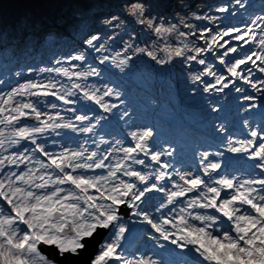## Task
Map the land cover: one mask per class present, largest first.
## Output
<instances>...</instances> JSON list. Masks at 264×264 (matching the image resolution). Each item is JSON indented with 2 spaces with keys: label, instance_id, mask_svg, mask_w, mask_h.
<instances>
[{
  "label": "snow or ice",
  "instance_id": "snow-or-ice-1",
  "mask_svg": "<svg viewBox=\"0 0 264 264\" xmlns=\"http://www.w3.org/2000/svg\"><path fill=\"white\" fill-rule=\"evenodd\" d=\"M124 8L128 17L158 38L174 32H178L180 37L192 35L194 38H204L205 33L211 34L213 31L204 28L197 37L196 32L179 31L175 24L165 27L146 14L140 0H126ZM218 11L225 12L227 9L222 7ZM207 19L211 22L214 18ZM102 23L107 27L119 28L123 21L119 16L111 15ZM181 23L184 24L183 21ZM19 24L23 28L27 22L20 21ZM261 25H264V16L257 17L244 30L230 27L216 32L211 40L205 39L206 48H190L187 44L175 47L166 43L159 50L166 53L167 60L154 54L153 46L147 45V42L145 47L127 43L122 53L101 55L99 64L110 63L124 72L133 55L143 54L159 65L166 64L174 57H184L186 62L206 65V60L198 57L204 52L222 48L223 54L217 58L221 65H225L228 75H217L211 66L206 65L203 71L192 76V83L202 84V91L209 93L223 92L235 80H242L260 91L264 89V80L254 82V78L250 77L253 69L264 73V38L257 41L256 33L257 28L264 33ZM184 27L189 25L184 24ZM225 37L242 41L243 44L257 41L261 51H252L243 58L229 62L226 57L229 53H237L238 48L233 47ZM112 39V36L108 37V40ZM100 40L98 34H92L83 40V44L98 54L106 53V43ZM85 60V53L79 52L66 58L65 62L70 67L40 70L67 78L70 82L67 87L53 79L47 83L29 80L0 97L3 100L0 105V149L7 151L22 141L34 145L31 150L25 148L8 156L0 155V169L5 166H26V171L0 174V264H57L55 259L42 253L41 245L54 248L61 258L78 255L87 247L88 241L101 231L107 235L99 244L98 254L91 264H159L151 256L124 255L121 242L128 231L124 216L129 214L124 209H128L132 216L139 217L151 232L158 234V239L169 241L182 251L193 254V258L182 261V264H264V135L251 129L248 132L250 139L227 141V151L247 153L250 159L256 161L254 167L262 174L245 178L221 174V163L211 159L212 156H223L221 151H203L196 172L170 170L171 163L164 162L162 157H171L174 149L169 146L154 150L150 144L154 132L148 127L130 131L128 135L132 143L129 146L117 140L109 150L101 151L100 144L107 142L91 140L95 146V150H92L86 147L90 139L88 134L95 135V129L107 117L75 114L76 109L69 107L66 111L73 113V116L65 120L59 111L53 115L37 107L39 98L47 97H54L63 105H73L77 103V99L73 98H78L86 104L98 106L104 113H112L120 107L124 101L118 89L107 84L98 86L86 83L90 77L101 76L98 68L89 65L84 71L75 70L82 67ZM76 61L81 64H76ZM249 64L252 67L249 68ZM28 71L32 72L33 69L29 68ZM245 71L247 74H243ZM208 76L213 77L215 83L202 79ZM235 91L241 92L242 89L235 88ZM16 97H36L38 100L37 103L17 102ZM47 107L57 109L58 105L49 103ZM211 110L216 111L215 108ZM128 116L129 112L124 111L120 119ZM29 118L37 125L19 126L22 120ZM6 129L10 131L6 133ZM60 129L84 134L87 138L76 149L65 147L59 154L48 152L38 143V136L46 133L59 135ZM217 131L223 132V125ZM35 154L44 159H37ZM113 159V163H106ZM134 165L148 171L137 170ZM97 169L106 170V175H87ZM152 193L162 194L155 208V212L160 214L159 218L141 208ZM165 210L169 215H165ZM208 210L219 215L207 214ZM221 218L230 222L231 227L227 230L216 228Z\"/></svg>",
  "mask_w": 264,
  "mask_h": 264
},
{
  "label": "rangeland",
  "instance_id": "rangeland-1",
  "mask_svg": "<svg viewBox=\"0 0 264 264\" xmlns=\"http://www.w3.org/2000/svg\"><path fill=\"white\" fill-rule=\"evenodd\" d=\"M168 3L171 4V13L169 15L165 14V12L168 10L166 9V6H168ZM189 4V5H188ZM212 4H217L216 7H213ZM177 5H184L182 8H178ZM190 5L194 8H191ZM230 6L229 0H166L165 4L163 3V6L161 9H158V14L154 15L151 17L156 23L160 24L163 23L165 27L170 26V25H177L179 31L185 32V33H191L195 30H198L196 33L197 37H199L200 31L203 30L204 28H201V25H197L194 28L190 27H184V24L189 25L190 19H192L191 15H187L186 13H194L195 9H198L197 11H205L204 16L209 17V18H214V19H219V22L221 24L218 25V23H214L212 25H208L206 28H210L213 31L211 34L205 33L204 38H194L192 35H187L186 37H180L178 32H174L171 34L164 35L162 38L156 37L150 30H148L146 27L141 25L139 32V35H136V40L133 43L136 47H145L146 42L147 45H151L152 50L154 51V54H156L158 57L161 59L167 60V55L165 52L160 51L159 49L164 48V45L166 43L171 44L175 47H180L182 44H187L190 48L192 47H203L206 48L207 45L205 43V39L211 40L212 35H215L216 32H221L227 28H230L225 25L224 18L228 15V9L227 7ZM92 4H88L87 8L90 9L88 17L86 19L80 18V17H74L72 19H68L64 24H62V27H65L66 29L70 28L69 32L75 30L79 31L82 27H94L95 25H92V23H89L88 19L94 18L95 20L99 17L97 15V11L100 10L97 9L98 6L95 8H91ZM226 8L227 12H220L218 11L219 8ZM168 8V7H167ZM148 11L146 10V14H149V7H147ZM194 9V10H193ZM256 11V10H253ZM263 13V12H262ZM261 12L257 13L256 18L260 16H264ZM196 19V17H193ZM213 19V20H214ZM198 23L201 21L200 19H196ZM212 20V19H211ZM86 21H88L86 23ZM181 21L184 22V24L181 23ZM99 22V21H98ZM100 23V22H99ZM193 25V24H191ZM105 26V25H103ZM190 26V25H189ZM107 27V26H105ZM139 30V31H140ZM123 32H127L124 30ZM260 32V31H258ZM64 34V33H63ZM79 35H82V33H78ZM65 35V34H64ZM63 35V36H64ZM146 37V40L142 38V36ZM28 37V36H26ZM88 36H83L80 39L81 44L80 45H75L71 44V49L67 53H61L58 52V56L55 57L50 63V65H46L42 63L41 61H35V60H30L28 64H24L27 66L26 68H23V65L20 64V66L23 68V70L20 72L21 75L20 79L22 78L23 81L20 83L13 82L9 86H6V90L3 94L0 95V97H3L6 95L8 92L11 91L12 88L18 87L20 84L25 83L29 80L38 82V83H47L49 79L57 80L61 84H63L65 87L69 86L70 82L67 78L62 77V76H57L55 73H49L47 71L41 72V69H48V68H54L58 66H63V67H70L69 63H66L65 60L67 57L75 55L79 52H84L86 57H92L93 60L89 63L83 62V66L75 69V70H80L84 71L86 68L90 65L92 67L98 68V70L101 72L100 77H90L86 83L90 85H103L107 84L110 87H114L118 89L121 93V99L124 101L122 105H120L119 108L114 109L112 113H104L101 109L98 108L96 105L92 104H86L84 101L79 100L78 98H73L77 99V103L73 105H63L60 101H51V100H46L45 98H39V103H37V100H35L36 97H16L15 101L20 102H28L31 101L33 103H37V107L40 108L41 111L47 112L50 114H55L57 111L66 110L67 108L71 107L76 110H86L88 111L87 114L89 116L93 115H103L107 117L106 119L110 117H119L120 119V114L124 111L129 112V116L125 117L124 119H120L124 124L128 127L129 131H135L137 129H142L145 127L150 128L151 124H155V127L152 129L155 131V133L158 135L159 140H161L160 134L170 132V128L174 123H183V119H185L187 122H190V120H193L194 118L192 116L197 115V119L200 116L206 117L208 114V110H211L212 108H218L220 105L219 100L221 98L219 92H209L205 93L202 91L203 85L202 84H194L192 83V76L199 74L201 71L204 70L206 65H199L195 62H186L184 57H174L172 60L167 62L166 64L159 65L156 62L152 61L149 57L139 54V55H133V53H129V55H133V59L129 63V67L125 69L124 72H120L118 69L113 67L110 63H105L103 65L99 64V59L101 55H116L118 52H123V39L121 42L117 41V35L114 36L112 40L109 41H102L100 40L101 43H106V47L108 48V51L106 53H96L90 49H86V45L83 44V40L87 38ZM224 39L229 40V43L234 46L236 43V40L230 39L229 37H225ZM71 42V41H70ZM56 45V43H55ZM53 45V47H55ZM227 47V45L225 46ZM224 49L222 48H216L213 50V52H204L200 57L198 58H213L215 56V60L207 66H211L212 70L216 72L217 75H225L227 76L228 73L226 71L225 65H221L219 63V60L217 56L219 54H223ZM195 54V53H191ZM213 55V56H212ZM230 55V53H229ZM226 57V60L231 62L230 56ZM48 59H52L48 55ZM57 61H60V64H57ZM209 61V60H206ZM210 62V61H209ZM76 64H81V62L76 61ZM178 67V68H177ZM32 68L33 71L29 72L28 69ZM176 71V77L174 76V72ZM202 79L215 83V80L213 77L208 76V77H203ZM162 80V83L160 84ZM180 80V84H179ZM256 80L254 79V82ZM79 83H85V81H77ZM160 84V85H159ZM160 87H159V86ZM132 87V91L129 90L128 87ZM146 88L147 92L143 93L139 88ZM159 87V88H158ZM165 89H169V92L167 94L160 93L161 97H158L155 93L159 90L160 92H164ZM193 89H196L193 91ZM225 90V89H224ZM225 94V93H224ZM260 97L264 99V89L262 93H259ZM196 97V98H194ZM194 98V99H193ZM55 99V98H54ZM109 99V98H106ZM183 99H191L197 102L203 103L202 108L198 109L196 112L192 113L190 116L183 117L181 110V103L180 101ZM262 99L259 100L258 97L253 98L254 102L252 101L249 106L245 107L244 110L239 114V118L248 120V125L244 126L243 124V129L242 133L236 138L231 139L233 141L235 140H241V139H249L248 132L251 130V119H252V113L255 109V106L257 103L262 101ZM252 100V99H251ZM3 100L0 99V105H2ZM49 103H56L58 105L57 109H51L47 107ZM118 103V102H117ZM14 106V105H13ZM89 108L93 110L92 112H89ZM7 114V113H5ZM63 117H65V120L71 118L67 114H62L60 113ZM80 114V113H78ZM109 115V116H108ZM104 119V120H106ZM103 121V120H102ZM101 121V122H102ZM21 126V125H19ZM62 130H68V129H60L58 130L59 132ZM6 133L10 131V129L5 130ZM55 133L51 134H45L43 136H38L39 143H41L45 149L50 152V153H56L59 154L63 148L67 147L70 149H76L81 143L75 144V143H68L63 146H61L60 150H55L51 144H44L42 139L45 136H49ZM96 139V138H95ZM117 140H120L123 142L124 146H129L131 142V138L128 135L126 139H113V143H115ZM97 141V140H95ZM125 142H128V145L125 144ZM84 143V142H83ZM226 145L227 142L223 146L216 147L214 149H205V148H200L199 153L201 154L203 151H208L210 153L216 152V151H221L226 153ZM86 147H89L92 150L94 149V145L89 141V143L86 145ZM162 148H167V143H161L154 147V150H161ZM200 154L198 157V161H194L193 164H189L186 168L183 169V171H188L191 170L193 172H196V170L199 168V158ZM2 155L8 156L11 155L9 152V149L7 151H3ZM222 156H212L211 159L213 161H218L219 158ZM40 159H44L41 157ZM162 160L166 162V157H162ZM113 160H110L109 163H113ZM31 165H29L30 167ZM135 167V165L133 166ZM26 171V168L23 170ZM101 175H106V174H101ZM122 179H126L125 177H121ZM170 186V185H169ZM130 213V212H129ZM151 215L154 216L153 212H150ZM95 257V256H94ZM93 257V259H94Z\"/></svg>",
  "mask_w": 264,
  "mask_h": 264
},
{
  "label": "trees",
  "instance_id": "trees-1",
  "mask_svg": "<svg viewBox=\"0 0 264 264\" xmlns=\"http://www.w3.org/2000/svg\"><path fill=\"white\" fill-rule=\"evenodd\" d=\"M125 2L126 0H0V43L19 42L18 38H23V32L36 34L38 21L48 25L46 27L52 28L51 30L46 28L47 31L50 30L46 36L49 35L52 40L64 37L63 31L55 28L52 22H61L64 17H81L85 19L90 11L87 5L92 4L91 8L96 6H98L97 9L100 8L97 11L99 17L95 22L98 25L95 29L83 28V32L88 35L98 34L104 42L109 41V36L114 38L118 33L126 30L123 39L125 48L127 43L135 42V35L141 27L133 18L127 16V9L124 8ZM140 2L144 4L145 10H148L147 7L151 8L149 9V15L152 17L157 15L158 9H161L163 3L162 0H140ZM111 15H117L123 21L119 28L103 26L102 21ZM20 21H26V26L21 28ZM9 29L15 31V36L14 33L9 32ZM71 33L75 34L74 31H71ZM16 36L17 40H14Z\"/></svg>",
  "mask_w": 264,
  "mask_h": 264
},
{
  "label": "water",
  "instance_id": "water-1",
  "mask_svg": "<svg viewBox=\"0 0 264 264\" xmlns=\"http://www.w3.org/2000/svg\"><path fill=\"white\" fill-rule=\"evenodd\" d=\"M106 232L101 231L92 240L88 241L87 247L83 249L78 255H65L63 258L59 257L56 250L49 246H40L42 253L49 258L55 259L57 264H91V259L97 251V246Z\"/></svg>",
  "mask_w": 264,
  "mask_h": 264
},
{
  "label": "bare ground",
  "instance_id": "bare-ground-1",
  "mask_svg": "<svg viewBox=\"0 0 264 264\" xmlns=\"http://www.w3.org/2000/svg\"><path fill=\"white\" fill-rule=\"evenodd\" d=\"M179 260H180V256H179Z\"/></svg>",
  "mask_w": 264,
  "mask_h": 264
}]
</instances>
